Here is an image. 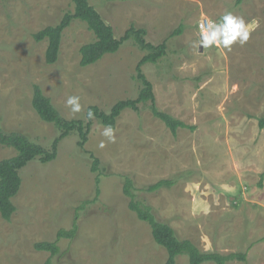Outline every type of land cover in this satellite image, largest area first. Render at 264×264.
<instances>
[{"label":"rangeland","instance_id":"1","mask_svg":"<svg viewBox=\"0 0 264 264\" xmlns=\"http://www.w3.org/2000/svg\"><path fill=\"white\" fill-rule=\"evenodd\" d=\"M89 2L116 39L134 24L147 30L149 43L167 42V54L142 71L154 86L158 108L188 127L174 135L150 103L141 104L139 112L121 114L115 143L94 119L84 149L72 133L60 142L54 161H32L21 171L11 221L0 215V264H46L51 253L37 251L35 244L56 242L58 232L75 222L76 237L58 241L61 254L52 264H166V249L128 208L126 178L137 200L180 240L202 252L247 255L246 262L227 264H264V129L258 125L264 117V0ZM73 11V0H0V127L46 149L59 131L34 110L35 85L68 120L85 119L91 105L109 112L120 100L136 99L142 88L136 68L146 52L134 39L80 66L81 47L95 39L80 20L64 31L58 61L46 63L48 43L35 41L34 34ZM229 11L251 25L248 44L232 51L194 48L202 19L219 21ZM180 25L183 33L173 37ZM73 95L81 98V113L67 106ZM101 141L106 147H99ZM91 154L99 159L97 172ZM14 155L0 145V161ZM165 179L174 185L144 190ZM176 264L190 263L183 255Z\"/></svg>","mask_w":264,"mask_h":264},{"label":"trees","instance_id":"2","mask_svg":"<svg viewBox=\"0 0 264 264\" xmlns=\"http://www.w3.org/2000/svg\"><path fill=\"white\" fill-rule=\"evenodd\" d=\"M243 1L238 0V3ZM73 2V12L65 13L58 24L47 26L33 36L37 42L47 41L48 46L45 54L47 64L53 65L58 61L63 33L74 20L85 22L88 29L95 36L92 42L83 45L80 49L81 67H88L97 63L108 54L117 53L122 44L130 39H134L136 44L146 52L136 68L137 78L142 84L138 97L136 99H126L116 102L109 112L101 110L96 105L89 106L87 112L89 110L94 112L95 119L104 127L111 125L115 129L118 119L125 110L129 109L139 112L141 104L150 103L149 109L152 114L163 121L174 135L177 134L180 128H187L188 125L184 122L158 108L154 86L142 71L143 65L157 63L167 54V42L164 41L159 45L149 43L145 38L147 30L145 28H138L134 24L126 30L120 39H116L112 26L107 24L101 14L90 4L89 0H73ZM182 33L183 25H180L173 31L172 36L174 37ZM32 106L41 120L55 125L59 131V135L54 139L50 149H46L42 145L31 141L23 133L7 132L0 127V145L10 147L15 151L14 156L0 161V215L8 222L11 221L17 210L13 200L22 187L21 171L34 160H39L43 164L54 161L57 158L60 142L72 133L78 135V146L84 149L94 121V119L89 120L87 118V112L85 119H65L38 85L34 87ZM258 125L260 129H264V117L258 120ZM91 158L93 159L92 171L97 172L99 159L93 154H91ZM100 182V178L97 177V196L100 195ZM173 185L174 182L172 180L165 179L146 187L144 190L156 192ZM123 192L129 199L128 208L141 221L149 225L154 241L166 249L168 253L166 264H176L177 257L183 255L188 257L190 264H203L206 262L227 264L234 260L247 261L245 253L223 255L217 252H202L192 241L180 240L175 230L169 224L157 220L150 206L137 200L131 179L126 178ZM73 225L74 227L69 231L60 230L57 234L56 242H39L35 244L37 251L51 253V258L48 259L46 264H52V257L61 254L58 241L61 239L73 240L76 237L78 226L76 222Z\"/></svg>","mask_w":264,"mask_h":264},{"label":"clouds","instance_id":"3","mask_svg":"<svg viewBox=\"0 0 264 264\" xmlns=\"http://www.w3.org/2000/svg\"><path fill=\"white\" fill-rule=\"evenodd\" d=\"M199 39L193 43L196 49H225L232 51L233 46L244 47L251 38V25L241 16H237L232 12L223 14L219 21H209L199 25ZM67 106L73 114L81 113L83 106L81 98L73 95L67 98ZM89 120L95 119V114L91 110L87 112ZM102 135L111 143L116 142L115 129L108 125L104 127ZM100 148L106 147L104 141L99 144Z\"/></svg>","mask_w":264,"mask_h":264},{"label":"built area","instance_id":"4","mask_svg":"<svg viewBox=\"0 0 264 264\" xmlns=\"http://www.w3.org/2000/svg\"><path fill=\"white\" fill-rule=\"evenodd\" d=\"M206 22H209L207 19H202V21L200 22L201 23H206Z\"/></svg>","mask_w":264,"mask_h":264}]
</instances>
